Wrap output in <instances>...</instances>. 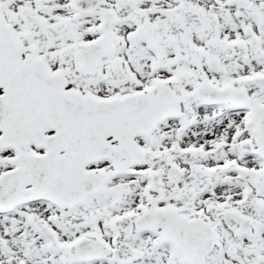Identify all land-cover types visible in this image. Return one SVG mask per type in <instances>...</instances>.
Listing matches in <instances>:
<instances>
[{
  "label": "snow or ice",
  "instance_id": "obj_1",
  "mask_svg": "<svg viewBox=\"0 0 264 264\" xmlns=\"http://www.w3.org/2000/svg\"><path fill=\"white\" fill-rule=\"evenodd\" d=\"M0 264H264V0H0Z\"/></svg>",
  "mask_w": 264,
  "mask_h": 264
}]
</instances>
